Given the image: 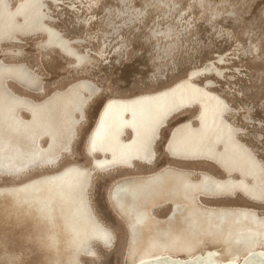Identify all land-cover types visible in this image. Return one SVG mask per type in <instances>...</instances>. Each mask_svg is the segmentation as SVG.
Wrapping results in <instances>:
<instances>
[{"label":"bare ground","instance_id":"bare-ground-1","mask_svg":"<svg viewBox=\"0 0 264 264\" xmlns=\"http://www.w3.org/2000/svg\"><path fill=\"white\" fill-rule=\"evenodd\" d=\"M53 2L0 0V177L53 169L0 186V191H15L35 215L29 237L41 242L49 255L54 253L60 264L96 259V247L111 249L116 235L96 214L91 199L95 177L142 166L148 172L114 181L108 194L113 211L128 228L127 255L132 238L144 243L130 264H264V212L255 205L228 204L241 196L264 205V165L247 143L252 136L239 122L240 111L229 106L225 93L214 90L210 77L224 78L217 61L222 54L191 67L167 86L107 97L85 139L89 163L69 161L58 168L73 155L79 129L87 123V108L103 91L80 79L48 92L37 68L6 59L22 55V45L41 34L40 47L54 46L79 67L97 60L93 51L74 47L79 40L72 43L52 27L44 6ZM169 73L157 80H166ZM170 124L163 145L169 162L157 168L163 161L159 141ZM203 235L225 243V258L215 247L199 246Z\"/></svg>","mask_w":264,"mask_h":264},{"label":"rangeland","instance_id":"rangeland-1","mask_svg":"<svg viewBox=\"0 0 264 264\" xmlns=\"http://www.w3.org/2000/svg\"><path fill=\"white\" fill-rule=\"evenodd\" d=\"M192 3H196L195 6ZM44 7L51 18L52 27L72 43L79 40L73 44L74 47L78 51H93L98 55L97 60L92 65L83 64L79 67L67 60L54 46L40 47L38 43L44 39L41 34L22 45V55L6 59L37 68L39 76L45 78L48 92L64 89L80 79H88L94 87L103 91L87 108V123L79 129L73 155L66 157L58 168L76 161L89 163L83 150L85 139L100 105L107 97L130 96L167 86L185 76L188 70L202 66L216 54L223 56L217 61L220 60L219 67L224 78L219 82L217 78L210 77L215 85L214 90L222 95L225 93L229 106L240 111L242 119L239 122L249 137L252 136L246 139L247 143L257 149L264 165V0H83V3L80 0H54L53 4L46 3ZM168 30L171 34H168ZM101 52L105 53L104 56L100 55ZM167 71L170 75H167L166 80H157ZM171 124L164 129L159 141L158 149L163 161L157 168L169 162L163 145ZM254 136L258 139L255 140ZM209 169L224 175L210 166ZM50 170L53 169L32 172L19 178L0 177V186L17 184ZM147 170L139 166L134 171L96 175L91 199L100 220L111 230L114 229L116 242L108 250L97 246L98 257L84 258L85 264H130L131 260L137 258L138 251L144 245L143 240L132 245L127 255L128 228L125 220L113 211L108 194L114 181L144 174ZM240 197L228 201V204L255 205L264 212V205ZM34 216L29 205L22 203L15 191H0V264H60L54 253L49 255L41 242L29 237L35 223ZM218 240L212 235H203L199 246L215 247L218 256L225 258L229 251L225 243Z\"/></svg>","mask_w":264,"mask_h":264},{"label":"water","instance_id":"water-1","mask_svg":"<svg viewBox=\"0 0 264 264\" xmlns=\"http://www.w3.org/2000/svg\"><path fill=\"white\" fill-rule=\"evenodd\" d=\"M103 105H104V102L100 105V108H99V110H98V112H97V115H99V113H100V111H101ZM97 115H96V116H97ZM166 140H167V138L165 139V142H166ZM248 201L251 202L250 200H248ZM258 210L262 211V209H258ZM137 242H138L137 237H134V238L131 239V244H132V245L136 244Z\"/></svg>","mask_w":264,"mask_h":264}]
</instances>
